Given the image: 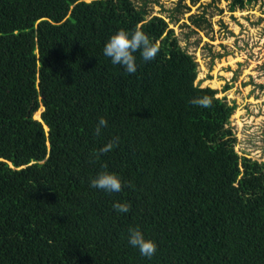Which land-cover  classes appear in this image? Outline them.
Wrapping results in <instances>:
<instances>
[{
    "label": "trees",
    "instance_id": "16d2710c",
    "mask_svg": "<svg viewBox=\"0 0 264 264\" xmlns=\"http://www.w3.org/2000/svg\"><path fill=\"white\" fill-rule=\"evenodd\" d=\"M148 2L0 0V264H264V162L234 150L235 105L195 83L193 55ZM119 29L160 46L135 54L134 74L103 55ZM203 96L211 107L191 103ZM104 170L120 192L90 187Z\"/></svg>",
    "mask_w": 264,
    "mask_h": 264
},
{
    "label": "rangeland",
    "instance_id": "374dc122",
    "mask_svg": "<svg viewBox=\"0 0 264 264\" xmlns=\"http://www.w3.org/2000/svg\"><path fill=\"white\" fill-rule=\"evenodd\" d=\"M148 6L193 55L195 83L217 89L235 105L227 124L236 137L234 150L264 162V0L232 12L224 0H149ZM198 17L200 26L193 21Z\"/></svg>",
    "mask_w": 264,
    "mask_h": 264
},
{
    "label": "clouds",
    "instance_id": "9594fccd",
    "mask_svg": "<svg viewBox=\"0 0 264 264\" xmlns=\"http://www.w3.org/2000/svg\"><path fill=\"white\" fill-rule=\"evenodd\" d=\"M160 46L142 30L119 29L114 32L106 41L103 48V55L110 58L113 65L122 66L128 74H134L137 71L135 54L139 52L144 61L155 59ZM193 105L203 108H209L212 100L208 96L197 97L191 100ZM107 125V120L101 117L95 128L97 135L101 129ZM116 145V140H112L104 145L100 151L102 153L110 152ZM90 187L100 189L107 193L120 192L122 182L120 177L110 171H100L96 176L90 179ZM120 213H127L129 206L126 203H115L113 205ZM128 244L139 250L141 255L152 257L156 252V243L145 237L139 228H130L127 235Z\"/></svg>",
    "mask_w": 264,
    "mask_h": 264
},
{
    "label": "bare ground",
    "instance_id": "6f19581e",
    "mask_svg": "<svg viewBox=\"0 0 264 264\" xmlns=\"http://www.w3.org/2000/svg\"><path fill=\"white\" fill-rule=\"evenodd\" d=\"M34 117L38 118L37 111L34 113Z\"/></svg>",
    "mask_w": 264,
    "mask_h": 264
},
{
    "label": "water",
    "instance_id": "95a60500",
    "mask_svg": "<svg viewBox=\"0 0 264 264\" xmlns=\"http://www.w3.org/2000/svg\"><path fill=\"white\" fill-rule=\"evenodd\" d=\"M42 108V107H41ZM43 109V108H42ZM42 111V110H41Z\"/></svg>",
    "mask_w": 264,
    "mask_h": 264
}]
</instances>
